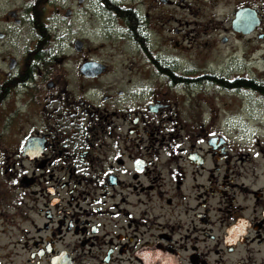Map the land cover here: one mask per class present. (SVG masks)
Instances as JSON below:
<instances>
[{"label": "flooded vegetation", "instance_id": "af4514ba", "mask_svg": "<svg viewBox=\"0 0 264 264\" xmlns=\"http://www.w3.org/2000/svg\"><path fill=\"white\" fill-rule=\"evenodd\" d=\"M60 1L0 0V208L28 226L0 264H264V143L252 163L191 115L210 88L262 95L206 61L264 39L263 1L234 0L221 37L198 0ZM241 9L260 19L249 35Z\"/></svg>", "mask_w": 264, "mask_h": 264}, {"label": "rangeland", "instance_id": "374dc122", "mask_svg": "<svg viewBox=\"0 0 264 264\" xmlns=\"http://www.w3.org/2000/svg\"><path fill=\"white\" fill-rule=\"evenodd\" d=\"M198 1L193 3V5L189 1L188 4L191 6L193 12L197 9L199 10L197 12L198 15L204 17L209 23L208 30L212 28L213 32L216 34L220 33L221 37L224 27H228L229 25V18L233 13L236 2L234 0ZM262 1L264 3V0ZM60 4V0H55L53 9L55 13L58 11L61 14H65V10L62 4ZM169 11L166 10L168 14L182 15L183 19H190L189 10L186 13L178 10L175 12L174 9ZM60 21L63 22L62 19H58L55 23L60 25ZM75 24L77 25L78 22H75ZM76 25H69V29L73 33H70L66 39L69 38L70 40L74 39L73 37L80 36L78 26ZM163 25H165L166 29H170L172 26L166 25L165 22H163ZM94 27L93 34L89 33L91 30L89 27L86 30L85 36L91 39L95 38L94 35L98 32V28L96 25ZM261 31L264 34V26ZM201 39L202 41L200 42H203L204 39ZM195 42L197 44L198 39ZM125 49L123 48L124 52L121 55L118 52L113 55V63L126 61L124 56L130 55L131 51L128 48ZM213 54L215 57L211 54L208 57V61H206L209 65L215 66L217 63L223 62V64L226 63V66L230 68L240 67L245 70L248 78L252 79L254 83L264 86V39L260 40L258 35L243 40L230 37L228 45L220 46L219 50ZM217 55L219 58H217ZM187 56L194 57V54ZM206 94V96L198 95V111L191 114L195 118L194 120L199 121L201 115L204 120L206 119L204 123L214 126L216 128L215 131L223 134L232 146L236 145L239 150L250 153L252 163L259 160L260 158H254L252 155L254 152H257L254 143L257 140L264 143V96L255 93L236 94L233 92H221L212 88L208 89ZM187 113L186 118H189V112L187 111ZM261 163H264V161ZM259 168L263 169H257L256 174H264V166ZM12 192L14 193V190ZM1 208H4V203L1 204ZM1 208L0 211L4 216L0 215V254L2 253L3 245L10 244V238H13L16 243L17 239L26 236L24 233L28 230L27 224H21L20 219L15 217L14 206H10L9 210H7L9 207L6 210L3 209V211Z\"/></svg>", "mask_w": 264, "mask_h": 264}, {"label": "water", "instance_id": "95a60500", "mask_svg": "<svg viewBox=\"0 0 264 264\" xmlns=\"http://www.w3.org/2000/svg\"><path fill=\"white\" fill-rule=\"evenodd\" d=\"M165 0H162L164 2ZM260 23V19L257 18L256 13L252 12L249 9H241L237 11L235 14V18L232 22L233 30L237 33L243 34V35H249L252 33L257 26ZM79 42L75 43V47L79 49ZM84 69L87 70V72L96 70V67L94 66H84ZM92 72L88 74V76H91ZM67 264H71L70 262Z\"/></svg>", "mask_w": 264, "mask_h": 264}, {"label": "trees", "instance_id": "16d2710c", "mask_svg": "<svg viewBox=\"0 0 264 264\" xmlns=\"http://www.w3.org/2000/svg\"><path fill=\"white\" fill-rule=\"evenodd\" d=\"M232 86L229 85V88H231ZM253 87V86H252ZM256 87V86H255ZM253 87V88H255ZM256 89H259V92L264 96V86L263 85H259V87H256Z\"/></svg>", "mask_w": 264, "mask_h": 264}]
</instances>
